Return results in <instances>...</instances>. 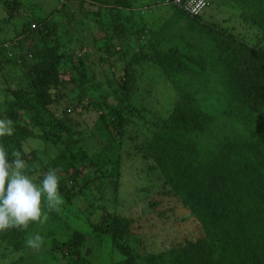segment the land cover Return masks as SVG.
I'll return each instance as SVG.
<instances>
[{
	"label": "trees",
	"instance_id": "16d2710c",
	"mask_svg": "<svg viewBox=\"0 0 264 264\" xmlns=\"http://www.w3.org/2000/svg\"><path fill=\"white\" fill-rule=\"evenodd\" d=\"M0 1L12 18L21 16V9L30 14L29 20L14 29L15 38L4 39L0 45V64L19 69L22 81L21 87L11 91V100L0 115V119L13 121L12 135L0 137V148L6 151L9 160L19 153L25 163V174L38 179L36 184L55 169L60 197L67 201L73 196L72 190L87 188L91 183L98 192L102 185H112L116 200L123 160L141 152L201 228L199 239L174 245L168 255L151 256L148 264H264L262 48L247 46L226 31L200 27V16L192 18L173 5H170L171 16L162 22L163 26L156 27L157 36L153 37V29L143 32L142 26L135 23H118L124 20L122 12L129 5L122 8L116 1L100 0L111 20L107 26L94 27L99 33L98 37L94 36V47L108 68L120 65L124 71L117 78V89L107 91L89 73L85 59L81 55L73 57L72 47L67 46L69 42H61L59 24L51 17L57 12L71 14L72 8H67L66 0L61 3L56 0L59 7L44 12L42 17L34 16L35 12L20 0ZM84 1L78 6L82 7ZM232 1L237 3L242 17L264 33V0ZM179 25L180 32L198 35L209 46L191 40L180 45V35L173 39L175 43L164 39L153 41L161 34L173 33ZM134 31L149 42L151 54L147 49L140 50L145 42H137L133 60L128 62L131 53L121 40L131 38ZM104 39V46L97 47ZM8 51L11 57L7 56ZM3 56L8 57L7 61L1 59ZM150 57L171 82L179 102L166 118L155 122L153 133L139 135L134 125L143 116L141 108L132 101L136 92L134 66H140ZM68 61L78 63L82 71L77 76L70 70L62 71V65ZM70 86L76 92L74 100L67 92ZM115 94L123 100L121 104ZM209 99L215 105L207 104ZM51 106L61 108L59 116L50 111ZM80 111L96 115L92 132L98 134L102 147H87L83 132L77 130L79 122L72 118ZM49 125L54 132L43 130L42 127ZM35 128L42 129L40 135H36ZM57 130L63 131L66 138L58 135ZM29 138L41 141L43 148L39 154L22 151L23 142ZM126 141L134 146L133 152L121 151ZM107 166L113 169L112 174H106ZM42 206L48 215L58 219L56 210L47 201ZM37 225L38 222H30L27 227L4 230L0 232V243L8 250L23 253L27 249L26 239ZM131 228V218L107 213L102 221L90 223V234L97 241L110 239L121 257L112 264H140L126 242ZM70 231L58 248L49 250L50 258L56 261L59 253L66 264H83V261L93 264L89 260L90 251L85 256L80 253L88 235L77 229ZM21 257L11 264H20Z\"/></svg>",
	"mask_w": 264,
	"mask_h": 264
},
{
	"label": "rangeland",
	"instance_id": "374dc122",
	"mask_svg": "<svg viewBox=\"0 0 264 264\" xmlns=\"http://www.w3.org/2000/svg\"><path fill=\"white\" fill-rule=\"evenodd\" d=\"M20 1L27 4L35 12L34 16L36 17H42L44 12L50 13L52 9L59 7L56 0ZM62 1L64 0H60V3ZM81 1L66 0L65 5L68 6L67 8H72L70 11L71 14L68 13L67 16L57 12L51 18L59 24V29H61L60 33L62 34L61 42L68 41L69 44L67 46L72 47L71 54H73V57L81 55L85 59L89 73L95 76L96 81L105 90L112 91L113 89H117L116 81L119 74L123 75L124 73L122 66L108 68V64L100 61L102 58L100 52L94 47V40H96L94 36L98 37L99 35V33H96L97 30L94 27H96V24L98 26L97 28L99 26H107L111 19L106 12L107 8L101 3L104 0H85L83 6L79 7L78 5ZM109 1H116L122 8L126 5L130 6L122 12L125 15L124 20L118 23L122 25H134L135 23L142 26L141 30L143 32L148 28L149 30L153 29V37L157 36L155 34L156 27L159 24L163 26L162 22L170 17L173 12L170 4L166 0ZM20 13L22 14L21 16L12 18L10 16L11 13L5 11L0 1V45L4 39L15 38L13 37L16 31L14 29L21 27L24 21L29 20L27 19V16L30 15L28 10L23 11L21 9ZM200 19L198 22L200 27L206 25L208 28L213 27L212 29L216 31H219V29L220 31H226L227 34L233 35L247 46L262 48L264 50V33L253 27L242 17L241 10L235 1L209 0V5L200 15ZM182 22L180 25L183 24ZM180 25L173 33L164 34L163 36L161 34L159 37L153 38V41L164 39L170 41L168 43H175L172 42L173 39L180 35V37L185 38V40H182V37L180 38V45L181 42L191 40V42H195L200 46H206L207 41L202 40L198 35H193L185 31L180 32ZM136 33L134 31L131 38L125 41L121 40L123 47L130 50L131 53L127 58L128 62L133 60V56L135 55L134 51L137 48L136 43L145 42L146 40V38ZM105 40L96 46H104L103 43ZM148 43L145 42L140 47V50L147 49V53L150 56L151 51ZM208 46L209 43L206 48ZM1 59L7 61L8 57L3 56ZM134 67L136 69V92L132 101L136 106L141 108L143 116L141 122L137 119L134 120L138 121L134 125V129L136 134L150 135L156 129L155 122L157 120L160 122L163 118H166L179 102V98L171 82L162 74L159 66L151 57L148 61L140 63V66ZM78 68V63H71L70 61L62 65V71L70 70L73 76H77L82 71L81 68ZM19 73V69L12 65L4 64L0 66V115L3 114L4 108L8 106L7 102L11 100V91L21 87L22 81ZM68 90L70 99L74 100L76 92L75 90L73 91V86H70ZM115 95L117 97L116 101L121 104L123 100L117 94ZM206 102L207 104H214V100L212 99L206 100ZM36 108L41 112V115L43 114L46 117L44 114L45 111H43L40 105H37ZM49 109L55 115H60L61 108L51 106ZM80 112L76 113L72 118H75L79 122L80 126L77 127V130L83 132L82 134L84 135L87 147L92 149L102 147V142L98 138V134L92 132L96 115L94 113L88 114V112ZM49 126L42 128L43 130L54 132L53 127ZM41 130L40 128H35L34 132L36 135H40ZM56 133L63 139L66 138L63 131L57 130ZM134 136L138 138L137 140L141 139L137 135ZM137 143H140V141ZM42 148L40 140L29 138L23 142L21 149L24 153L35 152L39 154ZM133 148L134 146L132 147L126 141L121 151H128L130 153L133 152L131 151ZM136 149L138 150L139 148L136 146ZM104 170L107 171L106 174H112L113 172L110 166H107ZM121 171L122 176L117 183L119 192L116 200L112 192V185H102L101 191L98 192L91 183L87 188L82 189L81 187H77L75 190H72L71 194L73 196H69V201L61 197V203L53 206L58 214V219L48 215L41 204L42 212L47 215V219L43 222H38L37 227L27 237V249L23 253H15L8 250L1 242L0 264H11L14 259L20 256H22V262L20 264H66L65 260L61 259L59 253H56L58 254V259L53 261L49 256V250L52 247L58 248L70 235V229H77L88 235L87 243L83 246L80 253L85 256V253L90 251L91 256L89 260L93 264H112V262H118L121 257L115 252L110 239L102 238L97 241L90 234V223L102 221L103 215L107 213L132 219L131 236L126 242L135 251V255L138 256V262L140 264H148L147 261H150L149 257L151 256L169 254V251L174 245H181L188 241L194 242L199 239L201 236L199 224L190 215L179 197L171 193L169 186L159 175L158 169L149 158H145L141 152H138L134 156L132 154L130 158L123 160ZM32 180L33 182L39 181L36 178ZM69 189L70 184L68 185ZM43 201H46V199L42 198ZM37 235L41 237L39 245H29V239ZM54 251L57 252L58 249H54ZM82 263L85 264V261Z\"/></svg>",
	"mask_w": 264,
	"mask_h": 264
},
{
	"label": "clouds",
	"instance_id": "9594fccd",
	"mask_svg": "<svg viewBox=\"0 0 264 264\" xmlns=\"http://www.w3.org/2000/svg\"><path fill=\"white\" fill-rule=\"evenodd\" d=\"M12 125L13 121L0 119V137L12 135ZM24 169L25 163L19 153L9 160L6 151L0 148V232L46 220L42 198L50 208L61 203L55 169L50 170L39 184L34 183ZM40 242L41 237L37 235L29 239L28 244L38 246Z\"/></svg>",
	"mask_w": 264,
	"mask_h": 264
},
{
	"label": "built area",
	"instance_id": "2783aa9c",
	"mask_svg": "<svg viewBox=\"0 0 264 264\" xmlns=\"http://www.w3.org/2000/svg\"><path fill=\"white\" fill-rule=\"evenodd\" d=\"M168 4L180 9L190 17L200 16L208 7V0H166ZM11 52H7V56L11 57Z\"/></svg>",
	"mask_w": 264,
	"mask_h": 264
}]
</instances>
